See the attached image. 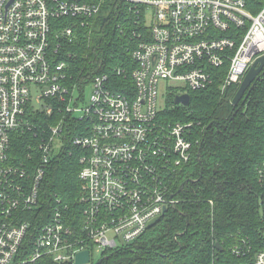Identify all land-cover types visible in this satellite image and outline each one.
<instances>
[{
    "label": "built area",
    "instance_id": "obj_1",
    "mask_svg": "<svg viewBox=\"0 0 264 264\" xmlns=\"http://www.w3.org/2000/svg\"><path fill=\"white\" fill-rule=\"evenodd\" d=\"M106 1L120 0H0V264H33L43 257L74 264L84 250L94 264V248L103 255L137 240L164 208L175 205L168 170L192 155L188 125L162 126L158 120L164 110L160 84L166 93L189 95L211 87L214 70L227 64L223 91L240 84L264 56V0H122L146 9L147 40L132 52L133 93L112 91L105 75L70 83L65 62L53 59V42L73 40L76 23L84 27ZM88 85L89 103L79 108ZM56 111L78 119L79 134L69 139L59 120L41 137L38 163H12L11 135L27 126L25 116ZM64 138L81 151L85 208L79 234L57 210L39 203L45 168ZM258 179L264 186V161ZM253 264H264V249Z\"/></svg>",
    "mask_w": 264,
    "mask_h": 264
},
{
    "label": "trees",
    "instance_id": "obj_2",
    "mask_svg": "<svg viewBox=\"0 0 264 264\" xmlns=\"http://www.w3.org/2000/svg\"><path fill=\"white\" fill-rule=\"evenodd\" d=\"M145 12L143 5L106 1L99 16L84 27L76 23L73 40H54V61L65 62L70 83L87 84L105 75L112 91L133 93L132 52L147 40ZM226 65L214 70L211 87L188 92L187 106L174 103L180 90L167 91L158 120L162 126L188 125L186 136L192 143L189 162L168 170L176 203L137 240L105 252L99 264H253L254 255L264 249V186L258 179L264 161V69L233 106L239 84L220 88ZM25 118L27 126L11 135L9 152L11 162L24 167L38 163V144L49 126L62 120L69 139L82 126L58 111ZM64 139L45 168L39 203L43 210H57L79 234L85 208L78 178L81 151ZM184 181L188 183L177 193ZM234 248L242 254H234ZM33 264L52 262L43 257Z\"/></svg>",
    "mask_w": 264,
    "mask_h": 264
},
{
    "label": "water",
    "instance_id": "obj_3",
    "mask_svg": "<svg viewBox=\"0 0 264 264\" xmlns=\"http://www.w3.org/2000/svg\"><path fill=\"white\" fill-rule=\"evenodd\" d=\"M264 69V56L257 58L249 67L247 73L245 74L244 78L242 79L241 83L239 84L238 90L235 93L234 97L232 98L231 104L233 106H236L239 101L242 99V97L247 93L252 87L255 82V80L258 78L259 74L261 71ZM174 103L182 106H187L189 103V95L184 94L180 96H176L174 98ZM188 183V181H184L178 188L177 193H179L182 188ZM175 196L172 195L171 198ZM167 212V209L164 208L162 215L160 217H157L153 220H151L148 223V228H151L153 225L159 222L160 218ZM216 248L220 250V246L216 245ZM100 258L96 264H99L103 259ZM90 262V256H89V251L84 250L81 252H78L75 255V261L74 264H89Z\"/></svg>",
    "mask_w": 264,
    "mask_h": 264
},
{
    "label": "rangeland",
    "instance_id": "obj_4",
    "mask_svg": "<svg viewBox=\"0 0 264 264\" xmlns=\"http://www.w3.org/2000/svg\"><path fill=\"white\" fill-rule=\"evenodd\" d=\"M147 15H148L147 16V22H148L149 12H147ZM172 86H179L180 87V84H172ZM164 88H165V85L160 84V92L161 93H160V98H159V106L162 109L166 108V92H165ZM83 94H84V98L78 104L79 108H84L85 106L88 105L90 96L92 94V87L90 85L86 86L84 88ZM75 97H77V92L74 93V98ZM101 255L102 254L100 252H97L95 248L92 250V261L94 264L101 258Z\"/></svg>",
    "mask_w": 264,
    "mask_h": 264
}]
</instances>
